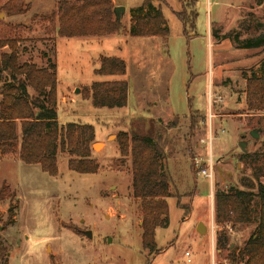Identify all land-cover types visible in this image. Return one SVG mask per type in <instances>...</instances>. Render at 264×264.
<instances>
[{"label": "rangeland", "instance_id": "1", "mask_svg": "<svg viewBox=\"0 0 264 264\" xmlns=\"http://www.w3.org/2000/svg\"><path fill=\"white\" fill-rule=\"evenodd\" d=\"M7 1L0 0V36L28 39L21 44V51L27 47L22 60L57 63L60 123L92 124L93 144L101 143L92 150L100 165L96 173L70 170L69 154L61 150L58 175L16 155L0 156V236L8 264H232L230 252L239 251L256 222L217 224L215 201L219 190L244 187L242 178L256 184L254 173L264 171V159L255 155L264 152V111L250 110L245 93L246 78L260 71L264 50L236 49L230 38L218 39L216 29L218 34L242 29L243 17L250 19L242 15L244 10L263 18L264 3L242 0L240 9L241 0H181L180 10L190 12L195 4L197 13L189 22L194 29L188 25L186 34L169 3L155 0L164 7L167 43L161 36H131L127 31L98 38L62 37L56 43L45 35L55 33L57 0H21L27 11L18 14L3 8ZM143 1L114 2L125 7L122 22L127 30L132 8ZM169 1L179 5V0ZM100 55L125 59L126 74H96ZM108 79L128 81L125 106L95 107L84 97L86 86ZM164 126L173 196L167 197L168 223L156 228L158 251L151 253L142 245L140 199L133 196L131 161L121 156L118 133L134 129L153 134ZM253 129L258 137L251 135ZM210 156L213 181L201 173ZM260 180L264 183V175ZM253 203L258 208L257 198ZM200 222L208 228L204 233L197 230ZM221 231L227 242L218 247Z\"/></svg>", "mask_w": 264, "mask_h": 264}, {"label": "trees", "instance_id": "2", "mask_svg": "<svg viewBox=\"0 0 264 264\" xmlns=\"http://www.w3.org/2000/svg\"><path fill=\"white\" fill-rule=\"evenodd\" d=\"M163 2L164 0H158ZM261 4L262 0H257ZM113 0H57L52 18L54 29L61 37L108 36L128 32L131 36H161L168 42L170 29L161 4L144 0L131 10V25L127 30L122 19L114 13ZM3 8L11 14L24 13L27 7L21 0H8ZM188 34L190 18L196 17L195 4L175 11ZM243 17L242 29H230L218 39L230 38L238 48L264 50V17L249 14ZM254 23H253V21ZM194 21V20H193ZM251 22V23H250ZM213 25V23H212ZM194 29V22L190 25ZM246 30L243 35L242 31ZM252 30V31H251ZM54 39L49 37V40ZM28 39L17 36H0V156L16 155L26 163H39L51 175H58V151L69 154L68 167L80 173H96L99 162L92 157L95 127L89 123L67 122L58 118L57 63L37 64L33 59H21V44ZM32 40V39H31ZM55 40V39H54ZM43 42H47L45 39ZM94 69L98 75H124L126 60L120 56L100 55ZM129 84L125 79L96 80L86 86L85 98L95 107H123L128 101ZM246 102L250 110L264 111V60L260 71L246 78ZM177 120L179 116L176 115ZM194 126L195 122H191ZM172 125L174 123H171ZM171 125V126H172ZM162 126V124H161ZM163 130L153 134L138 130L121 131L118 142L121 156L130 157L132 193L140 199L142 212V245L151 253L157 252L156 228L169 220L167 197L173 196V179L165 160ZM20 131V135H19ZM264 144V140H263ZM244 156L247 153H243ZM264 159V152L260 155ZM260 169L254 173L256 184L242 178L244 187L230 186L219 190L215 201V221L219 225L256 222L254 232L239 251L232 250V264H264V183ZM259 200L258 208L253 202ZM179 206L187 207L177 201ZM187 212V210H186ZM227 242L225 233L218 234V247ZM0 261L8 264V249L0 236ZM150 260H148L149 262Z\"/></svg>", "mask_w": 264, "mask_h": 264}, {"label": "water", "instance_id": "3", "mask_svg": "<svg viewBox=\"0 0 264 264\" xmlns=\"http://www.w3.org/2000/svg\"><path fill=\"white\" fill-rule=\"evenodd\" d=\"M114 13H115V16L118 20L122 19V15L125 13V7L122 5H116L114 7ZM79 90H80V88L77 87L76 91H79ZM251 135L254 137H258L259 133L256 129H253V130H251ZM245 145H246V142L241 141V147L243 148L244 151L247 150ZM92 147H96L95 143L92 145ZM206 229H207L206 225H204L202 222H200L198 227H197V230L200 231V233H204V232H206ZM85 234L91 236V231L85 230Z\"/></svg>", "mask_w": 264, "mask_h": 264}, {"label": "crops", "instance_id": "4", "mask_svg": "<svg viewBox=\"0 0 264 264\" xmlns=\"http://www.w3.org/2000/svg\"><path fill=\"white\" fill-rule=\"evenodd\" d=\"M114 2H116V0H113ZM165 1V0H164ZM168 3H169V5L172 7V11L174 12V11H180V6L182 5V2H181V0H179V5H174V4H172L169 0H166ZM242 1V0H241ZM264 3V0H262V2H261V4H263ZM155 4H157V5H159L160 3H156V1H155ZM242 5H241V7H240V9H242V7H243V1H242V3H241ZM256 4H258V2H257V0H256ZM259 5V4H258ZM162 6V5H161ZM163 6H162V11H163ZM168 8V7H167ZM175 13V12H174ZM243 14L242 15H246L247 13H249V11L246 13V11L244 10L243 12H242ZM212 24V23H211ZM230 29H232V27L230 28ZM48 36V38H49V35L48 34H46L45 35V37H47ZM109 36V35H108ZM52 37L55 39V41H56V43L62 38L61 36H59L58 34H57V28H55V33L52 35ZM93 37H101V36H93ZM232 45H234L233 44V42L231 41L230 42ZM234 48H235V45H234ZM236 49H239V48H236ZM35 61V60H34ZM208 229V228H207Z\"/></svg>", "mask_w": 264, "mask_h": 264}, {"label": "built area", "instance_id": "5", "mask_svg": "<svg viewBox=\"0 0 264 264\" xmlns=\"http://www.w3.org/2000/svg\"><path fill=\"white\" fill-rule=\"evenodd\" d=\"M196 162L199 163V159L196 158ZM205 163L206 166L204 168L201 169V173L206 176L209 177L211 181H213L214 178V162H213V158L210 156L209 158L205 159ZM211 196H213V194L211 193ZM186 255L189 256L190 252L186 251ZM188 260L190 261L191 259L188 258Z\"/></svg>", "mask_w": 264, "mask_h": 264}, {"label": "bare ground", "instance_id": "6", "mask_svg": "<svg viewBox=\"0 0 264 264\" xmlns=\"http://www.w3.org/2000/svg\"><path fill=\"white\" fill-rule=\"evenodd\" d=\"M95 146L96 147H100L101 146V143H95Z\"/></svg>", "mask_w": 264, "mask_h": 264}]
</instances>
